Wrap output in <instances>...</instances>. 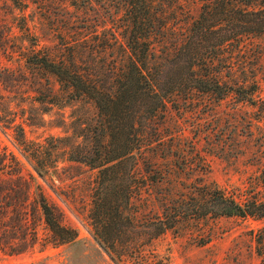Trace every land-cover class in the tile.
Listing matches in <instances>:
<instances>
[{
	"label": "rangeland",
	"instance_id": "obj_1",
	"mask_svg": "<svg viewBox=\"0 0 264 264\" xmlns=\"http://www.w3.org/2000/svg\"><path fill=\"white\" fill-rule=\"evenodd\" d=\"M121 1L91 0L86 11L75 7L73 0H0V87L10 97L8 106L11 103L15 109L16 124L24 126L29 140L54 136L67 138L70 144L90 145L98 130L95 103L68 97L53 75L28 65L25 57L39 50L69 53L77 43L87 64L106 65L129 33ZM203 2L178 0L175 13L185 20L171 24L166 35L169 41L185 36L188 18L200 13ZM252 42L237 60L246 69L247 81L257 83L256 104L239 102L235 95L221 101L200 96L191 104L175 99L168 104L162 126L166 146L157 156L168 182L159 187L150 184L134 193L132 204L121 208V218L115 209L117 197H112L110 213L117 219L116 226L125 228L121 237L115 238L117 252L124 244L130 246L119 264H264V218L184 220L149 239L158 232L164 196L177 199L202 176L230 195L254 187L262 190L258 177L264 162V40ZM108 47L115 50L113 54H105ZM40 83L49 84L53 94L60 96L59 106L37 102L51 99L48 93L37 91ZM41 109L48 112L43 114ZM14 135V129L3 130L0 125L2 148L21 160L28 178L36 177L49 202L61 211L63 224L78 231L80 242L54 246L43 220L36 217V247L16 256L0 253V264H116L92 234V209H98L101 199L95 191L96 171L61 162L44 181L16 146Z\"/></svg>",
	"mask_w": 264,
	"mask_h": 264
},
{
	"label": "trees",
	"instance_id": "obj_2",
	"mask_svg": "<svg viewBox=\"0 0 264 264\" xmlns=\"http://www.w3.org/2000/svg\"><path fill=\"white\" fill-rule=\"evenodd\" d=\"M121 2L129 33L124 44L117 46V53L105 49L106 55L114 53L106 65L87 64L77 43L69 53L39 50L25 57L28 65L53 75L68 97L95 103L98 130L89 146L54 136L29 140L24 126L16 124L15 109L11 103L8 106L10 97L0 87L1 128L14 129L16 146L39 178L46 181L61 162L96 171L95 191L101 199L98 209H92V234L116 264L130 246L124 244L117 252L115 238L125 228L116 226L117 219L110 213L112 197H117L115 209L121 218V208L132 204L134 193L150 184L159 187L168 182L157 161L158 151L166 146L162 126L168 104L179 98L191 104L200 96L221 101L235 95L239 102L255 105L257 83L247 81L246 69L237 58L245 55L253 39L264 40V0H204L200 13L188 18L185 36L174 41L166 38L171 24L185 20L175 13L178 0ZM89 3L91 0H73L75 7L86 11ZM37 91L51 98L38 100L39 104L60 105V96L53 94L49 84L40 83ZM23 170L21 160L0 144V253L16 256L36 247V217L43 220L54 246L80 242L78 231L63 224L61 211L49 202L36 177L28 178ZM258 178L261 191L254 187L230 195L202 176L177 199L165 195L156 223L158 232L149 239L184 220L264 218V162Z\"/></svg>",
	"mask_w": 264,
	"mask_h": 264
}]
</instances>
